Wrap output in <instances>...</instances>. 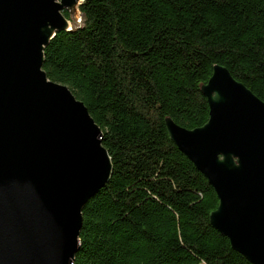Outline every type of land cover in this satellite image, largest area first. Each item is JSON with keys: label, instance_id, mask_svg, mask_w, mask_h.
I'll return each mask as SVG.
<instances>
[{"label": "trees", "instance_id": "1", "mask_svg": "<svg viewBox=\"0 0 264 264\" xmlns=\"http://www.w3.org/2000/svg\"><path fill=\"white\" fill-rule=\"evenodd\" d=\"M80 12L43 69L88 107L114 169L83 210L73 264H252L212 226L218 196L165 119L208 121L215 65L264 101V0H84Z\"/></svg>", "mask_w": 264, "mask_h": 264}, {"label": "water", "instance_id": "2", "mask_svg": "<svg viewBox=\"0 0 264 264\" xmlns=\"http://www.w3.org/2000/svg\"><path fill=\"white\" fill-rule=\"evenodd\" d=\"M83 1L0 0V264H73L83 210L113 174L88 107L43 69L57 33L82 25ZM201 89L208 121L168 117L167 132L218 196L212 226L264 264V101L222 65Z\"/></svg>", "mask_w": 264, "mask_h": 264}, {"label": "flooded vegetation", "instance_id": "3", "mask_svg": "<svg viewBox=\"0 0 264 264\" xmlns=\"http://www.w3.org/2000/svg\"><path fill=\"white\" fill-rule=\"evenodd\" d=\"M68 11H64V14L67 16V17H69V13H67Z\"/></svg>", "mask_w": 264, "mask_h": 264}, {"label": "rangeland", "instance_id": "4", "mask_svg": "<svg viewBox=\"0 0 264 264\" xmlns=\"http://www.w3.org/2000/svg\"><path fill=\"white\" fill-rule=\"evenodd\" d=\"M68 13V12H67ZM202 264H204V263H202Z\"/></svg>", "mask_w": 264, "mask_h": 264}]
</instances>
